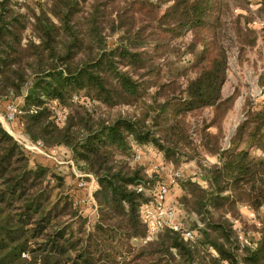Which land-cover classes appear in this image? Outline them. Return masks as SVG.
I'll list each match as a JSON object with an SVG mask.
<instances>
[{
    "label": "trees",
    "instance_id": "trees-1",
    "mask_svg": "<svg viewBox=\"0 0 264 264\" xmlns=\"http://www.w3.org/2000/svg\"><path fill=\"white\" fill-rule=\"evenodd\" d=\"M229 1L0 0V102L21 101L11 127L65 149L93 177L96 204L90 224L66 176L32 163L0 124V264H264V100L243 106L221 146L238 96L221 94L223 33L229 25L240 53L256 42L247 16L224 22ZM257 7L264 18V0ZM256 85L264 96V65ZM143 146L174 168L196 163L203 180L176 177L181 195L166 201L178 228L145 243L140 210L166 183L132 161ZM241 208L254 242L234 226Z\"/></svg>",
    "mask_w": 264,
    "mask_h": 264
},
{
    "label": "rangeland",
    "instance_id": "rangeland-1",
    "mask_svg": "<svg viewBox=\"0 0 264 264\" xmlns=\"http://www.w3.org/2000/svg\"><path fill=\"white\" fill-rule=\"evenodd\" d=\"M27 1L29 2V0H16L19 4L27 3ZM227 4L228 12L226 10L224 11V22L228 24L231 18L236 14L241 13L247 16L249 27L255 32L256 42L254 46L247 47L243 53H240L236 40L228 29L229 25L226 26V30L223 33V45L227 51V77L222 86L221 94L224 98L233 93L238 94L232 109L228 112L222 123L223 139L221 141V146L223 147H227L229 138L233 135L236 126L243 119V106L245 104H251V106L257 107L264 100V96L256 85L258 74L264 65V18L258 10L257 0H230ZM9 104H14L18 107L21 101L6 100L2 103L0 102V124L4 129L12 132L16 140H18L17 138L19 137V139L29 141L23 134L18 132V130H14L11 127L12 121L10 122L6 119L5 107ZM57 115L58 120L61 121L63 118L61 112H58ZM203 116L208 118L210 116V111L208 109L204 110ZM189 121L191 123V136L196 139V121L193 117H190ZM13 125L14 128H16V124ZM26 151L29 153L32 163L57 167V169L66 176L68 185H71L73 189L75 188V192L77 191L79 194L75 199V206L79 209L80 214L92 224L96 217V204L93 198L95 182L93 177L77 171L73 163L69 160L68 153L63 148L47 150L42 146L38 150L26 149ZM136 151L140 153V159L138 160L135 159ZM201 157L205 167L214 163V159L209 155L202 154ZM132 161L144 166L149 175L154 174L153 172H158L163 182L169 185V201L171 203L173 202L175 205L178 197L181 195V191L178 187L176 178H174L175 181L173 180L174 182L171 183L173 175H185L191 177L193 180H199L201 183L203 182L201 171L196 163H182L178 168H174L170 164H166L162 156L151 146L133 147ZM240 211L242 215L240 222H234V226L240 235L239 238L242 243H247V238H250V240L254 242L257 239V235L254 233L253 228L255 223L254 215L244 208H241ZM183 217L186 216L183 215Z\"/></svg>",
    "mask_w": 264,
    "mask_h": 264
},
{
    "label": "built area",
    "instance_id": "built-area-1",
    "mask_svg": "<svg viewBox=\"0 0 264 264\" xmlns=\"http://www.w3.org/2000/svg\"><path fill=\"white\" fill-rule=\"evenodd\" d=\"M5 110V117L10 122L14 121L15 118L21 113L19 107L15 106L14 104L6 105ZM17 139L18 140H15L27 150H38L43 146L41 142L31 143L25 139H19V137ZM135 159H140V153L138 151H136ZM176 177H178L177 174L173 175L171 183L175 181L174 178ZM168 190V184H160L157 187L153 202L142 206L140 215L143 224L147 228V234L141 243L152 240L153 237L164 228H178L176 209L174 205L166 201ZM185 238H191V234L186 233Z\"/></svg>",
    "mask_w": 264,
    "mask_h": 264
},
{
    "label": "crops",
    "instance_id": "crops-1",
    "mask_svg": "<svg viewBox=\"0 0 264 264\" xmlns=\"http://www.w3.org/2000/svg\"><path fill=\"white\" fill-rule=\"evenodd\" d=\"M6 130V129H5ZM7 131V130H6ZM12 137H14L12 134V132H10V131H7ZM18 136V135H17Z\"/></svg>",
    "mask_w": 264,
    "mask_h": 264
}]
</instances>
